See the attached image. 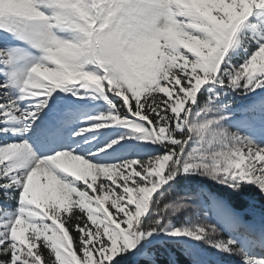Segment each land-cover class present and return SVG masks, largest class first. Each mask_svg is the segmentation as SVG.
I'll use <instances>...</instances> for the list:
<instances>
[{
    "label": "snow or ice",
    "instance_id": "snow-or-ice-1",
    "mask_svg": "<svg viewBox=\"0 0 264 264\" xmlns=\"http://www.w3.org/2000/svg\"><path fill=\"white\" fill-rule=\"evenodd\" d=\"M0 264H264V0H0Z\"/></svg>",
    "mask_w": 264,
    "mask_h": 264
}]
</instances>
